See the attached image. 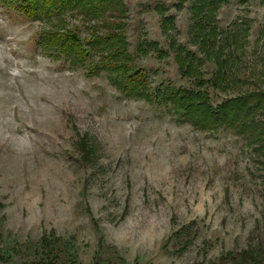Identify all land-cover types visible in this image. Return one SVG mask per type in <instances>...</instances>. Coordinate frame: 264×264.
I'll return each instance as SVG.
<instances>
[{
	"label": "rangeland",
	"instance_id": "1",
	"mask_svg": "<svg viewBox=\"0 0 264 264\" xmlns=\"http://www.w3.org/2000/svg\"><path fill=\"white\" fill-rule=\"evenodd\" d=\"M122 1L124 13L105 20L124 24L150 92L162 81L188 85L171 36L203 56L201 76L212 75L216 62L193 35L196 0ZM18 2L0 0V264H240L248 249L264 264L258 143L124 94L114 76L89 72L97 54L82 65L41 42L62 16L31 20ZM65 18L88 37L80 16ZM214 21L226 32L245 24L241 46L223 52L247 80L216 90L214 102L264 90V0H226ZM142 40L168 54L137 52Z\"/></svg>",
	"mask_w": 264,
	"mask_h": 264
},
{
	"label": "trees",
	"instance_id": "2",
	"mask_svg": "<svg viewBox=\"0 0 264 264\" xmlns=\"http://www.w3.org/2000/svg\"><path fill=\"white\" fill-rule=\"evenodd\" d=\"M10 1L14 3V0ZM224 1L226 0H196L191 6L195 18L193 35L203 48L204 55L210 56L216 62L212 75L208 78L201 76L203 56L199 57L194 50L177 43L171 36L169 45L175 50L174 59L181 76H188V85L176 86L172 81H162L151 92L146 68L136 65L129 50L124 24L105 20L117 19L118 15L124 13L122 0H19L17 4H13V8L31 20L44 16L49 19L62 16L58 24L52 26V30L41 36V42L82 65L97 54L98 62L90 63L89 72L105 71L114 76L124 94L158 99L182 119L201 128L234 129L244 134L250 143L257 142V149L264 151V90L245 89L234 96L221 97L218 102L213 99V95L217 96L216 90L232 87L240 81L247 82L241 80L232 70L233 52H223L225 44L231 43V47L241 46V38L246 33L245 24L241 22L236 29L226 32L214 21L215 11ZM66 13L80 16L87 23L90 30L88 37L81 36L80 27L77 25L67 28ZM96 21L103 22L105 32L96 31L99 26ZM173 24L172 16L166 15L162 18L164 31H168ZM220 33L223 36L222 44H217L216 38ZM148 48H152L161 57L168 54V50L157 46V43L144 40L137 45L136 50L146 52ZM210 89L213 92L210 93ZM262 259L252 249H248L240 253L238 261L240 264H263Z\"/></svg>",
	"mask_w": 264,
	"mask_h": 264
}]
</instances>
